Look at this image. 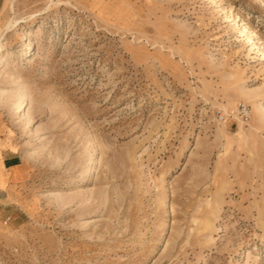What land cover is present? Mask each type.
Instances as JSON below:
<instances>
[{
	"label": "rangeland",
	"instance_id": "374dc122",
	"mask_svg": "<svg viewBox=\"0 0 264 264\" xmlns=\"http://www.w3.org/2000/svg\"><path fill=\"white\" fill-rule=\"evenodd\" d=\"M27 30L0 264H264V0H0V55Z\"/></svg>",
	"mask_w": 264,
	"mask_h": 264
},
{
	"label": "bare ground",
	"instance_id": "6f19581e",
	"mask_svg": "<svg viewBox=\"0 0 264 264\" xmlns=\"http://www.w3.org/2000/svg\"><path fill=\"white\" fill-rule=\"evenodd\" d=\"M14 26V24H13ZM12 26V27H13ZM11 28V27H10ZM12 29V28H11ZM8 31V30H7ZM4 35V34H3ZM31 33L29 32V30L25 31L22 36V40L19 41L18 43L15 44V46L10 49V51L0 55V65L4 64L5 61H7L9 59L10 56H12L13 54L17 53L18 51H20V48H24V47H27L28 46V39L30 37ZM5 37V36H4ZM3 40V39H2ZM2 42V41H0Z\"/></svg>",
	"mask_w": 264,
	"mask_h": 264
},
{
	"label": "built area",
	"instance_id": "2783aa9c",
	"mask_svg": "<svg viewBox=\"0 0 264 264\" xmlns=\"http://www.w3.org/2000/svg\"><path fill=\"white\" fill-rule=\"evenodd\" d=\"M236 111L241 118H248L250 115V110L245 104L238 105Z\"/></svg>",
	"mask_w": 264,
	"mask_h": 264
}]
</instances>
